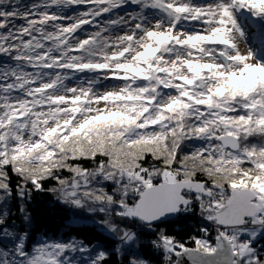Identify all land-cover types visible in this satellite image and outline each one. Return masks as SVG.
Returning <instances> with one entry per match:
<instances>
[{"label":"snow or ice","instance_id":"6c2138e0","mask_svg":"<svg viewBox=\"0 0 264 264\" xmlns=\"http://www.w3.org/2000/svg\"><path fill=\"white\" fill-rule=\"evenodd\" d=\"M44 191L103 215L122 264H264V0H0V264H107L29 245Z\"/></svg>","mask_w":264,"mask_h":264},{"label":"trees","instance_id":"16d2710c","mask_svg":"<svg viewBox=\"0 0 264 264\" xmlns=\"http://www.w3.org/2000/svg\"><path fill=\"white\" fill-rule=\"evenodd\" d=\"M20 2L21 4H28L31 0H20ZM133 7L129 6L127 9L132 10ZM253 43L258 45L259 40L254 39ZM53 184L54 181L46 182L45 189L53 186ZM27 208L31 214V226H25L26 230L29 231V245L39 240L42 235L52 239H67L75 236L83 239L86 244L98 245L108 251L110 256L107 264H122L124 257L114 252L119 241L107 232L97 229L92 223L93 220L99 221L103 219V215L91 214L85 210L63 205L57 201L54 193L47 191L34 192L31 201L27 204ZM19 223L20 221L17 220V224ZM201 226L207 225L200 218L198 211L190 215L175 217L160 225L169 234L176 235L182 239H187L189 235L200 234L198 229ZM140 250L145 253V258L152 261V264H158L159 253H153L147 245Z\"/></svg>","mask_w":264,"mask_h":264},{"label":"rangeland","instance_id":"374dc122","mask_svg":"<svg viewBox=\"0 0 264 264\" xmlns=\"http://www.w3.org/2000/svg\"><path fill=\"white\" fill-rule=\"evenodd\" d=\"M127 10H128V11H132V10H129V9H127ZM121 14H123V10H122ZM241 47L243 48L244 46H243V45H241Z\"/></svg>","mask_w":264,"mask_h":264},{"label":"water","instance_id":"95a60500","mask_svg":"<svg viewBox=\"0 0 264 264\" xmlns=\"http://www.w3.org/2000/svg\"><path fill=\"white\" fill-rule=\"evenodd\" d=\"M173 218H175V217H172V218H170V219H173ZM170 219H169V220H170Z\"/></svg>","mask_w":264,"mask_h":264}]
</instances>
